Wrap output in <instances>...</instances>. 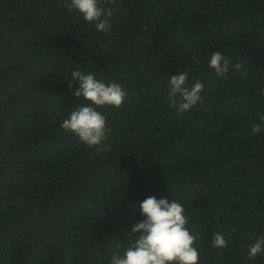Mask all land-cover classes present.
<instances>
[{
  "label": "trees",
  "instance_id": "16d2710c",
  "mask_svg": "<svg viewBox=\"0 0 264 264\" xmlns=\"http://www.w3.org/2000/svg\"><path fill=\"white\" fill-rule=\"evenodd\" d=\"M101 6L115 9L107 34L66 0H0V264H108L153 195L184 205L199 264H264L248 256L264 234V128L251 132L264 113V0ZM216 51L226 78L207 66ZM75 67L128 93L103 109L106 148L60 127L81 102L66 87ZM183 71L204 102L179 113L167 84Z\"/></svg>",
  "mask_w": 264,
  "mask_h": 264
},
{
  "label": "clouds",
  "instance_id": "9594fccd",
  "mask_svg": "<svg viewBox=\"0 0 264 264\" xmlns=\"http://www.w3.org/2000/svg\"><path fill=\"white\" fill-rule=\"evenodd\" d=\"M101 3L102 0H66L69 12H74L98 33L107 34L112 30L111 17L115 9L102 7ZM193 62L199 63L198 58L194 56ZM207 66L222 78L227 77L231 67L229 59L220 51L210 54ZM66 87L81 102L71 107L61 129L89 148H106L111 128L103 109H120L127 100V91L119 83H106L93 72L77 67ZM203 89L202 81L189 84L187 71L172 75L167 84L168 107L184 113L202 105ZM259 120L260 123L251 128L253 134L264 128V113L260 114ZM139 207L142 218L126 234L127 247L116 243L108 264H199L200 253L195 246L199 233L189 226L185 207L179 200L169 201L166 197L153 195L145 198ZM211 245L213 248L225 247L224 234H214ZM258 253H264V234L257 235L248 246L249 257L256 258Z\"/></svg>",
  "mask_w": 264,
  "mask_h": 264
}]
</instances>
